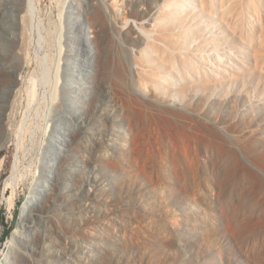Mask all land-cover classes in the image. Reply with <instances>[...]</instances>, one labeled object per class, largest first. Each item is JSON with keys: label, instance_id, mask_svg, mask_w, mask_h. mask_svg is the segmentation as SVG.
<instances>
[{"label": "rangeland", "instance_id": "1", "mask_svg": "<svg viewBox=\"0 0 264 264\" xmlns=\"http://www.w3.org/2000/svg\"><path fill=\"white\" fill-rule=\"evenodd\" d=\"M37 1V14L25 24L27 36L22 48L7 56L11 42L0 36V57L12 60L14 55L13 64L23 65L12 135L0 149V261L19 227L23 205L37 178L41 153L50 130L56 127L65 80L68 0ZM100 1L108 14L111 54L101 74L92 75L87 84L96 89L101 80L109 89L114 104L111 137L120 139L119 135L138 131L146 156L138 161L128 149L123 150L127 156H117L120 168L114 169L104 161L98 162L97 170L80 167V178L93 176L103 185L121 187L124 192L121 199L96 202L92 219L79 229H70L69 236L97 241L105 232L132 238L130 248L102 254L96 264H114L120 255L136 264H264V0H208L206 9L200 0H174L182 3L174 10L176 15L181 9L189 13L188 19H179L176 32L189 33L188 28L193 27L196 33L188 39L175 38L174 43L193 49L205 43L200 50L203 85L198 91L190 90L197 104L189 113L190 122L181 125L179 141L156 129L137 100L175 102L158 93L151 83L155 78L148 73L143 74L144 87L138 81L139 68L164 69L167 60L161 61L155 54L135 59L143 44L129 33L138 31L148 40L171 44L169 20L155 21L162 11L169 13L174 8L171 3L165 4L173 0ZM226 16L232 18L233 25L224 20ZM121 28L124 34L119 33ZM214 54L215 62L208 59ZM118 69L134 75L131 77L136 82L133 80L131 90L118 88ZM1 75L0 85L7 84L11 75L4 70ZM66 77L74 82L73 76ZM73 99L72 105L85 109L84 99ZM172 152L179 155L177 163ZM14 163L19 180L12 195V185L6 184ZM64 186L67 190L70 184ZM204 212L210 225L200 227L198 238L192 239L190 228H196ZM167 228L178 238L177 249L172 251L175 260L167 259L153 242L154 231L164 233Z\"/></svg>", "mask_w": 264, "mask_h": 264}, {"label": "bare ground", "instance_id": "2", "mask_svg": "<svg viewBox=\"0 0 264 264\" xmlns=\"http://www.w3.org/2000/svg\"><path fill=\"white\" fill-rule=\"evenodd\" d=\"M82 1L68 0L66 6L67 49L63 63L65 80L61 84L62 100L57 106L56 127L50 130L48 141L41 153L36 181L23 205L19 227L14 230L13 237L9 241V250L0 264H96L100 255L121 252L130 248V244L133 243L129 236H116L105 232L103 239L97 241L75 238L68 234L70 229H79L94 216L92 211L96 202L102 203L109 198L121 199V194L124 192L121 187L109 188L103 185L93 176L80 178L82 175V171H79L80 167L97 170L98 162L104 161L110 163L114 169L120 168L121 162L117 156L119 154L127 156V152L123 150L128 149L136 154L135 159L138 161L146 156L141 147L143 144L139 138L141 136L138 137V131L135 133L132 130L126 135H119L120 139L111 137L114 104L109 98V89L100 79L96 89H91L92 84H87V80L92 75L96 77L101 74L99 71L106 60L110 59L108 57L111 54V43L106 28L108 14L105 4L100 0ZM37 2V0H0V36L11 42V51L6 53L7 56L24 46L25 24L27 20L32 21L37 14ZM166 3H171L174 8L167 13L160 10L163 6L160 4L159 11L163 13L158 16L155 23L159 24L163 19L169 20L166 23L170 28L171 44L161 45L148 40L146 36L141 37L138 31L129 33L135 41L143 44L142 49L139 50V57L135 56V59H145L149 54H155L161 61L164 58L167 60V68L164 69L139 68L138 81L139 86L144 87L146 81L143 74L148 73L155 78L151 83L158 93L173 98L175 102L163 104L149 99L137 100L142 112L156 129L161 130L170 139L175 138L179 141L182 135L181 125L190 122L187 120L190 118L189 113L197 104L190 95V90L198 91L203 85L204 70L200 63L202 53L200 50L204 48L205 43H200L196 49L174 43L175 38L188 39L196 33L193 27L188 28L189 33L176 32L179 19H188L189 13L181 9V13L176 15L174 10L182 3L174 0ZM200 4L206 9L208 0H200ZM224 20L229 25L234 23L231 17L226 16ZM196 31L199 29L197 28ZM119 33L124 34V30H120ZM13 56L12 60L7 59L5 55L0 57V77L2 70L11 75L7 84L0 85V149L8 143L12 135L14 109L22 92L23 65L22 62L13 64ZM216 58L214 54L208 59L215 62ZM126 74L119 69L115 74L118 88L124 91L131 90L133 80L136 82V79L131 77L132 73ZM69 75L73 76V83L67 79L66 76ZM99 95L102 100H99ZM177 96H182L183 99L178 100ZM73 97L76 100L84 99L85 109H77V105H72L71 101H75ZM182 103L183 106L178 105ZM123 139L127 141L125 144ZM171 155L177 163L180 159L179 155L173 152ZM16 166L18 165L14 163L13 174L6 184L12 185V195L16 191L18 184L16 181L19 180L15 173ZM64 184H70L69 189L66 190ZM11 198L9 197L10 204L13 202ZM192 203L201 210L198 202L193 200ZM203 225H210L205 212L199 215L196 228H190L192 239L198 238L201 232L199 229ZM114 230L116 231V228ZM153 242L167 259L175 260L172 251L177 249L178 238L171 230L167 228L164 233L159 230L154 231ZM114 264H136V262L120 255Z\"/></svg>", "mask_w": 264, "mask_h": 264}]
</instances>
